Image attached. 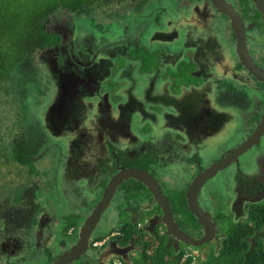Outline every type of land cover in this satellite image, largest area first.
Segmentation results:
<instances>
[{"label":"flooded vegetation","instance_id":"af4514ba","mask_svg":"<svg viewBox=\"0 0 264 264\" xmlns=\"http://www.w3.org/2000/svg\"><path fill=\"white\" fill-rule=\"evenodd\" d=\"M109 6L41 18L53 40L38 38L10 69L21 101L0 125V264H54L99 202L80 264H135L162 244L211 264L239 236L263 254L264 0ZM199 177L193 198L215 230L193 246L165 219L195 241L207 235L189 206Z\"/></svg>","mask_w":264,"mask_h":264},{"label":"trees","instance_id":"16d2710c","mask_svg":"<svg viewBox=\"0 0 264 264\" xmlns=\"http://www.w3.org/2000/svg\"><path fill=\"white\" fill-rule=\"evenodd\" d=\"M120 0H34L22 1L20 5L11 7V0H0V92L6 97L4 103L13 106L20 103L21 92L17 89L13 95L9 89L11 81L10 69L15 68L22 59L24 53L34 47L38 38L47 35L40 25V19L58 9L70 12L83 13L88 9L93 11L96 8L106 5H113ZM13 52H6L4 43ZM16 106L14 109H20ZM1 130V129H0ZM1 132V131H0ZM3 132L0 133V145L4 141ZM225 248L218 255L211 254V264H264V253L260 247L250 248L243 237H230L225 242ZM165 245L157 248L152 255L145 254L139 264H193L192 257H186L182 261V253H175L172 248L165 251ZM166 252V253H165ZM246 252V253H244ZM199 264H209L201 261Z\"/></svg>","mask_w":264,"mask_h":264},{"label":"water","instance_id":"95a60500","mask_svg":"<svg viewBox=\"0 0 264 264\" xmlns=\"http://www.w3.org/2000/svg\"><path fill=\"white\" fill-rule=\"evenodd\" d=\"M263 126L264 125L262 124L259 127L258 132H260V130L262 129ZM220 168H222L220 164H217L214 167L215 170L220 169ZM204 173L207 175L209 174V176H211L213 174L212 167L205 170ZM123 175H130L136 179H139L140 181H143V183L147 186L148 190L152 194L154 193V198L157 200V204L159 206L163 207L164 206L163 204L169 205L166 200H162L163 195L160 192V190L158 189V187L156 186V183L152 182V184H153V186H152L150 180L148 178H145V176H142V174L139 172V170L128 169L126 172L123 173ZM204 180H205V177L204 178L199 177L198 179L194 180V182H193V184L189 190L188 197H189L190 209L193 211V213H195V215L201 220L203 225L206 227L207 235L203 239L195 241L194 238H192L186 232L182 231L179 228L178 223L174 221L172 214H170L165 219L166 223H167L168 230L170 233H174L176 235H179V233H181L182 236L186 240H188L187 242L186 241L185 242L187 244H191L193 246L194 245L197 246L199 243L204 242L205 240H208L214 236L215 227H214V222L211 221L210 214H208L207 212L202 210V208H200L197 200L193 198L195 189L199 188ZM153 187L158 189V190H155ZM106 206H107V204L105 205L104 202L103 203L99 202L97 204V207L95 208V210L92 211V213L86 218L85 222L80 227L78 241L76 243L72 244L70 249H68L67 251L62 253L59 256V258L55 261L54 264H69L70 262L77 260L80 256L84 255L88 251V248L90 246V239L93 235V231L97 227L98 222L100 220V217L102 215V212L106 208ZM209 228H212L211 237H210V235H208Z\"/></svg>","mask_w":264,"mask_h":264},{"label":"rangeland","instance_id":"374dc122","mask_svg":"<svg viewBox=\"0 0 264 264\" xmlns=\"http://www.w3.org/2000/svg\"><path fill=\"white\" fill-rule=\"evenodd\" d=\"M22 1H24V0H11L10 6L11 7H16L15 4L20 5V3ZM25 1L27 2V1H34V0H25ZM109 7H112V5L109 6ZM111 9H114V10L118 11V8L117 7H113ZM70 15L71 14L68 13V12L61 11V16L62 17H68ZM0 33H2V32L0 31ZM50 36H51V34H49V33H47V35L42 36V40L40 41L39 44H45V43L50 42L51 40H53V39L50 40V38H49ZM4 45H5V48L4 49H5L6 52H13V50L11 48H8V45H7L6 42L4 43ZM143 55H144V58L149 62V64H153L154 63V58L152 56L150 57L146 53H144ZM5 99H6V97L4 96V94H2L0 92V125H4L5 124V120H6V117H7L8 113L13 114V108H11L8 103H4ZM0 131L2 132V130H0ZM96 207L97 206H95V208ZM95 208L93 210H95ZM117 216H118V213H115V212L112 211V213H110L108 215V218L105 220L104 224L101 226V229L99 231V234H103V235L106 234L107 233L106 230L110 227L111 224H113L112 223L113 222V219H114V217L117 218ZM70 220L72 221L74 219L71 218ZM76 222H78V220ZM100 237H101V235H99L97 238H100ZM71 238H74V236L71 237ZM74 239H72V240H74ZM184 250L186 251V250H189V249L185 248ZM139 255L140 254H137V255H134L133 256V259H134V263L135 264H139L140 263V256ZM198 257H200V258H197L194 261L193 264H199L201 261H205V260H208L209 259V255L208 254L205 255V256H203L202 258H201V255H198ZM83 259H84V257H83ZM184 259L185 258H183L182 261H184ZM80 263H83L82 260H77V262L74 263V264H80Z\"/></svg>","mask_w":264,"mask_h":264},{"label":"built area","instance_id":"2783aa9c","mask_svg":"<svg viewBox=\"0 0 264 264\" xmlns=\"http://www.w3.org/2000/svg\"><path fill=\"white\" fill-rule=\"evenodd\" d=\"M96 245V244H95ZM189 255L187 254L186 257H188ZM194 258V257H193Z\"/></svg>","mask_w":264,"mask_h":264},{"label":"clouds","instance_id":"9594fccd","mask_svg":"<svg viewBox=\"0 0 264 264\" xmlns=\"http://www.w3.org/2000/svg\"><path fill=\"white\" fill-rule=\"evenodd\" d=\"M186 258V257H185Z\"/></svg>","mask_w":264,"mask_h":264}]
</instances>
